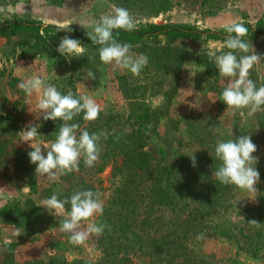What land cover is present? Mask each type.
Listing matches in <instances>:
<instances>
[{"label":"rangeland","instance_id":"rangeland-1","mask_svg":"<svg viewBox=\"0 0 264 264\" xmlns=\"http://www.w3.org/2000/svg\"><path fill=\"white\" fill-rule=\"evenodd\" d=\"M114 7L129 10L137 25L179 22L199 28L224 29L234 21L254 23L264 18V0H0V21L27 16L43 23L70 25L91 32L101 15L111 14ZM244 40L253 44L255 50L234 54L238 59L254 51L261 55V61L249 72V79L259 88L264 85V34L254 40ZM28 41L25 36L0 37V264H20L42 252L68 260L83 258L91 261L101 254L95 235H91L82 246L69 243V234L60 227L65 213L50 214L41 205L46 199L38 191H30L26 173L14 167L13 150L28 146L19 142L20 131L29 124H37L43 117L37 109L38 94L28 96L18 87L33 76H39L54 86L61 79H67L80 96L93 98L103 114H152L154 118L148 124L151 127L147 125L144 148L166 162L178 161L181 154L188 155L195 148L185 144L181 122L179 128H174L175 120L187 116L214 119L229 132L236 130L251 136L257 145L253 155L258 161L254 167L258 166L264 172V106L249 115L247 108L227 110V105L220 100L228 81L219 75L207 52L210 48H219L221 42L202 39L175 42L190 52L179 66H174L163 56L159 59L163 42L132 45V56L143 54L148 57V64L141 74L133 76L127 69L102 63L99 50H85L84 56L72 64L65 57L60 59L47 52L28 53ZM150 48L157 49L152 52ZM87 62L93 67L95 79H85L88 70L84 65ZM190 71L196 72L195 75L191 76ZM35 142L47 145L38 137ZM41 148L44 152L43 145ZM108 174V167L99 173L104 186ZM35 178L40 186L55 179L39 173ZM256 187L258 193H244L253 215L256 214L254 207L258 196L262 195L264 201V176H260ZM255 197L253 201L251 198ZM17 231L21 232L19 236H16ZM202 247L217 256L233 251L228 241L217 237L209 238ZM239 258L242 264H264V258Z\"/></svg>","mask_w":264,"mask_h":264},{"label":"trees","instance_id":"trees-1","mask_svg":"<svg viewBox=\"0 0 264 264\" xmlns=\"http://www.w3.org/2000/svg\"><path fill=\"white\" fill-rule=\"evenodd\" d=\"M243 22L249 29L243 39L254 40L264 34V18L254 23ZM61 26H69L71 31H61ZM137 26L133 31L114 30L113 36L122 44L163 42L159 59L163 56L174 66H179L183 57L190 53L175 42L202 39L223 44L227 36L225 28H199L189 23L145 22ZM86 33L70 25L43 23L27 16L0 21V37H28V53L47 52L60 59L64 56L56 48L65 35L79 40L85 50H99L101 46L93 44ZM150 49L155 52L157 48ZM77 60L72 57V64ZM84 66L93 71L90 62ZM55 87L62 95L71 91L75 98L80 96L67 79H61ZM83 115L82 112L67 122L79 124L77 138L83 130L89 134L108 133L107 139L101 138L102 151L93 167H86L81 158L78 171L58 175L45 182L46 186H40L35 178L36 165L30 163L28 156L32 150L29 146L13 150V164L26 173L29 190L38 191L45 199L55 194L61 201H70L76 190L100 193L103 214L96 215L94 222L105 225L103 234L96 238L101 254L91 261L68 260L42 252L20 264H242L240 256L264 258L263 196H258L253 215L244 196L246 191L235 185L221 184L214 175L221 163L214 152L217 142L234 140L244 134L236 130L229 132L211 118L187 116L175 120L174 128H179L181 122L185 144L195 148L188 155L181 154L178 161L166 162L144 148L147 125L154 118L152 114L122 116L100 112L94 121H85ZM63 123L59 119L41 117L32 126L38 130L37 137L50 148ZM43 154L46 155V150ZM192 154L196 157V166H192L189 157ZM106 167L109 174L104 186L99 173ZM256 169L264 176L258 166ZM70 211L69 202L64 206L65 215ZM252 220L259 222L260 227L254 226ZM199 234L204 238L198 240ZM211 237L228 241L233 251L219 256L212 251L206 252L202 246Z\"/></svg>","mask_w":264,"mask_h":264},{"label":"clouds","instance_id":"clouds-1","mask_svg":"<svg viewBox=\"0 0 264 264\" xmlns=\"http://www.w3.org/2000/svg\"><path fill=\"white\" fill-rule=\"evenodd\" d=\"M137 27L129 10L123 7H114L111 14L101 15L99 21L92 26L93 30L87 32L86 35L93 44L101 46L99 58L102 63L114 64L127 69L133 76H139L148 64V57L143 54L132 56L130 54L132 45L119 43L113 36L114 30L133 31L137 30ZM225 29L227 36L223 44L219 48H210L207 52L208 58L214 61L215 67L219 70V75L228 81L221 93L220 100L227 105V110L247 108L249 115H254L264 106V85L257 88L255 82L249 79V72L254 64L261 61L262 57L255 51L250 55H243L239 59L234 54L236 51L248 53L250 49H254L253 44L250 45L243 39L249 31L243 21L231 22L225 25ZM61 31L70 32L71 28L61 26ZM224 48L229 51H223ZM56 51L70 61L72 57L84 56L85 49L79 40L65 35L60 40ZM195 73L190 71L191 76H194ZM87 78L95 79L92 70L87 71L85 79ZM18 87L28 96L33 93L38 94L37 109L43 114L44 120L56 121L59 119L65 122L59 128L56 141L51 144L50 148L46 144L35 142V138L39 134L35 126L29 124L20 131L19 142L27 144L32 149L28 152V156L30 163L36 165L35 173L51 178L67 175L79 170L81 158H83L86 167H93L102 151L101 138L107 139L108 133L89 134L87 130H83L77 138L76 132L80 127L79 124L67 122L72 121L82 112L85 121L98 119L102 109L94 99L88 95L75 98L71 91L62 95L54 85L46 83L39 76H33L21 82ZM148 127L150 128L151 125ZM41 145L44 146L46 155L43 154ZM256 151L257 145L252 142L250 135H240L234 140L218 141L214 152L215 157L221 163L214 173L216 179L221 184L235 185L238 189L258 193L256 185L260 181V173L254 167L258 157L253 155ZM189 157L192 166H196L195 155L192 154ZM256 197L251 199L254 201ZM69 202L71 211L67 213L60 225L61 231L69 234V243L82 246L91 235L99 237L103 234L105 225L97 224L92 220L94 216L103 214V202L98 191L76 190L70 197V201L68 199L61 201L57 195L53 194L41 205L45 206L50 214L60 215L64 212L65 204ZM250 222L257 228L260 227L259 222L255 220ZM20 234V231L16 232V236ZM196 238L199 240L204 236L199 234Z\"/></svg>","mask_w":264,"mask_h":264}]
</instances>
